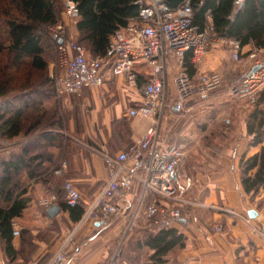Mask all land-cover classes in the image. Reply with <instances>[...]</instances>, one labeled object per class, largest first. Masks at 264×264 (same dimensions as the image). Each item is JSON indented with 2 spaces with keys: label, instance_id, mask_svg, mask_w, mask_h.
Masks as SVG:
<instances>
[{
  "label": "crops",
  "instance_id": "1",
  "mask_svg": "<svg viewBox=\"0 0 264 264\" xmlns=\"http://www.w3.org/2000/svg\"><path fill=\"white\" fill-rule=\"evenodd\" d=\"M77 19L70 26L74 40L79 36ZM226 40L213 42L200 64L194 63L191 55L195 68V73L191 74L193 78L197 79L201 72H217L224 79L223 86L207 98L191 102L182 113L166 111L164 136L168 141H188L186 172L194 180L188 196L200 204L186 208L190 212L186 219L171 220L172 227L182 232L187 240L185 248L165 258L166 264H264V237L255 233L241 217L226 211L233 210L246 217L253 210L257 216L252 218V224L264 230V188L253 197L245 192L241 181L242 158L254 156L264 146V142L252 145L254 136L248 130L264 87L256 93L231 92V87L240 79V70L255 66L252 60L247 66L236 62L232 58L231 40ZM253 52H257L258 60L264 63V50L251 46L241 50L242 54H247L244 59ZM188 58L187 53L184 66L173 59L167 71L169 101L176 96V74L183 67L188 70ZM138 71V89L121 78L112 77L107 70V80L102 87L86 91L89 93L53 98L52 103L44 104L43 108L54 109L55 113L58 110L61 115L67 112V128L72 135L67 134L66 142L60 139L61 143L56 141L48 148L56 155L64 153L55 174L49 180L38 176L30 183L25 195L28 207L16 220L15 229L29 231L31 249L29 244L25 245L17 258L18 264H25L27 258L32 263L39 259L50 260L65 243L68 264L106 263L113 241L123 233L126 222L137 210L142 187L130 189L124 213L111 225L92 222L84 216L109 180L111 158L128 148L132 134L141 135L149 125V120L129 115V111L142 101L140 89L148 81L146 66L139 67ZM258 108L264 113V101ZM58 129L43 132L62 134ZM19 142L20 139L4 145L12 149ZM67 181L73 182L82 194L84 214L79 221L66 207L64 185ZM54 205L60 212L51 217L48 211ZM139 221H143L142 218ZM218 225L223 226L220 233L215 232ZM20 239L16 237L18 249ZM9 261L1 246L0 264ZM143 264L151 263L144 260Z\"/></svg>",
  "mask_w": 264,
  "mask_h": 264
},
{
  "label": "trees",
  "instance_id": "2",
  "mask_svg": "<svg viewBox=\"0 0 264 264\" xmlns=\"http://www.w3.org/2000/svg\"><path fill=\"white\" fill-rule=\"evenodd\" d=\"M0 1L4 6V9L0 7V56H8L14 65L13 68L26 66L31 72L27 75L30 77L28 80L18 84V92L16 85L10 80L0 82V245L5 257L17 263V258L25 245L29 244L31 249L27 229L20 232V249L16 246L17 236L14 234L16 220L23 216L28 207L29 200L25 195L31 181L37 180L38 176L49 180L55 174L54 171L61 163L64 153L56 155L48 148L56 141L61 143L60 139L67 141V137L64 138L62 134L43 132L55 127H58V130L67 128L65 112L62 116L59 110L55 113L54 109L43 108L46 102L52 103L53 98L63 97L57 94L55 86L59 72L45 81L33 79L34 72H46L51 63L47 57V41L49 38L54 40L50 29L62 22L64 0ZM73 1L79 9L76 21L79 32L77 41L93 56H106L111 36L117 30L124 29L129 20L140 11L137 4L139 0ZM163 1L169 9L176 10L185 0ZM191 4L194 23L201 31L211 21L215 35L238 41L241 50L247 46L264 50V0H245L238 10L235 9V0H191ZM188 54L187 71L191 75L195 73V68L191 63V52ZM241 56L247 54L241 53ZM39 86V90L50 86V93L40 92ZM262 101L264 93L248 123L249 134L254 136L252 145L264 142V113L258 108ZM19 139L20 142L12 149L4 145ZM241 170L242 186L247 194L254 197L264 188V146L254 156L242 158ZM149 198H146L143 207L150 203ZM66 207L75 220L79 221L83 217L82 204L75 207L66 204ZM118 217L114 216L104 223L109 226ZM130 221L126 222L124 231ZM128 234L127 239H130L124 243L115 264L139 262L141 255L138 251L134 255L130 252V255L126 256L129 244L134 242L138 250L147 252L146 262L166 264L165 258L170 253L185 248L187 240L178 229L163 227L157 222V217L150 227L144 221H138L130 228ZM118 239L113 241L111 253L105 264L112 262L115 242ZM132 256L135 258L132 259ZM29 260L27 258L25 264H32ZM48 260L37 261L38 264H47Z\"/></svg>",
  "mask_w": 264,
  "mask_h": 264
},
{
  "label": "built area",
  "instance_id": "3",
  "mask_svg": "<svg viewBox=\"0 0 264 264\" xmlns=\"http://www.w3.org/2000/svg\"><path fill=\"white\" fill-rule=\"evenodd\" d=\"M245 0H235V9H240ZM139 14L132 17L128 25L117 30L110 40L106 56H93L86 47L72 38H66V27L58 23L51 29L58 38L60 73L55 86L59 96L82 93L86 89L102 87L107 80L106 71L112 77L123 79L130 87L138 89V68L146 66L148 81L140 89L143 99L129 111L133 118L149 120L141 135H131V144L115 158H111L109 180L96 199L88 207L86 220L104 223L124 213V203L131 188L142 187L143 195L137 205L128 229L142 220L151 226L157 222L163 227H172V219H186L187 207L200 205L189 198L194 180L187 174L188 141H168L163 133L167 112L182 113L191 102L207 98L224 84L217 72H201L197 79L186 69L175 76L176 96L168 100L167 71L173 59L184 66L185 55L191 52L194 63L204 62L213 42H227L213 33V26L201 31L194 23L191 0H185L176 10L169 9L163 0H139ZM64 19L75 20L79 9L73 0H64ZM232 58L240 64L249 61L257 70H240V79L231 87L232 93L243 90L256 93L264 87V63L253 52L247 59L241 56L238 41H230ZM247 66V65H246ZM58 173H61L59 170ZM65 202L70 207L82 203V194L71 181L65 182ZM150 203L145 204L146 198ZM143 212L141 213V211ZM241 217L253 231L264 237V230L252 224L249 216H240L236 211L226 210ZM223 226L215 227V232ZM15 236L20 230L15 229ZM69 256L65 243L47 264H68ZM8 264H15L10 262ZM32 264H38L34 261ZM143 264V263H140Z\"/></svg>",
  "mask_w": 264,
  "mask_h": 264
},
{
  "label": "rangeland",
  "instance_id": "4",
  "mask_svg": "<svg viewBox=\"0 0 264 264\" xmlns=\"http://www.w3.org/2000/svg\"><path fill=\"white\" fill-rule=\"evenodd\" d=\"M0 7L2 9H4L3 8L4 6H2L1 1H0ZM72 21L73 20L67 21V19H62L61 23H63V25L66 27V30H67L66 35H65L66 38H72V36H71L72 34L70 32V26H72V24H73ZM50 32L54 38V40L49 38L48 39L49 42L47 41V44H48L47 57L51 61V63H50L46 72H44V73L34 72L33 73V79H43L45 81V79L48 80V79H51L52 76H56L57 71L60 73V69L58 67V61H59L58 38L55 37V33L52 29H50ZM261 59H262V57H261ZM13 67H14V65H13L12 61L8 58V56H6V55L0 56V82L3 80H10L14 85H16V91L18 92L19 91L18 84H23L24 81H26L30 78L29 76H27L29 74L30 70L26 66L25 67L20 66L18 68H13ZM39 89H40V86L38 87V90ZM39 91L43 92V93H50L51 88H50V86H46V87L41 88V90H39ZM86 91L91 92V89H86L82 93H89ZM64 112L66 113L65 119H66V126H67L68 115H67L66 111H64ZM50 117L53 120L51 114H50ZM52 120H51V122H52ZM60 132H62V136L64 138H66V137L69 138L67 136V134L70 136L72 135L70 130L69 129L67 130V128H66V130H60ZM128 233H129V229L127 227L125 229V231H123V233L120 234L121 237H119V239L115 242V246H114L115 250L113 251L112 262L110 264H115L118 256L120 255L121 250L124 247V243L130 239V238L127 239L128 235H129ZM0 247H1V245H0ZM137 251L140 252V255H141L139 262L137 264L143 263L144 260L146 261L147 252L143 253L140 250H138L137 246L135 245V242L129 244L128 253H126V256L130 255V252H133V255H134ZM131 258L134 259L135 256H132ZM130 262H132V261H130Z\"/></svg>",
  "mask_w": 264,
  "mask_h": 264
},
{
  "label": "water",
  "instance_id": "5",
  "mask_svg": "<svg viewBox=\"0 0 264 264\" xmlns=\"http://www.w3.org/2000/svg\"><path fill=\"white\" fill-rule=\"evenodd\" d=\"M259 67L258 66H256V67H254V71L255 70H257ZM49 214H50V216L51 217H54V216H56L59 212H60V208L58 207V206H56V205H54V206H52L50 209H49ZM257 216V213L255 212V211H249V217L250 218H255Z\"/></svg>",
  "mask_w": 264,
  "mask_h": 264
}]
</instances>
